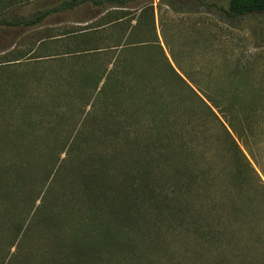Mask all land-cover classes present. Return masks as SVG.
Wrapping results in <instances>:
<instances>
[{
    "label": "trees",
    "instance_id": "trees-1",
    "mask_svg": "<svg viewBox=\"0 0 264 264\" xmlns=\"http://www.w3.org/2000/svg\"><path fill=\"white\" fill-rule=\"evenodd\" d=\"M134 1L0 0V264H264L263 75L182 76ZM209 5L264 40V0Z\"/></svg>",
    "mask_w": 264,
    "mask_h": 264
},
{
    "label": "rangeland",
    "instance_id": "rangeland-1",
    "mask_svg": "<svg viewBox=\"0 0 264 264\" xmlns=\"http://www.w3.org/2000/svg\"><path fill=\"white\" fill-rule=\"evenodd\" d=\"M201 1L206 5L200 6L196 0H137L131 2L126 10L131 12L129 16L134 24L142 20L141 9L144 6H154L155 31L166 54L182 76L186 77L187 73L200 82L225 80L228 79L226 72L247 71L250 65V78L263 75L264 81V40H255L249 27L243 26L240 20L229 18L223 11L210 9L211 3L227 8L228 0ZM171 3L177 9H173ZM34 7L31 4L19 12L28 13ZM101 15L103 13L94 15L83 6L75 11L55 15L49 26L62 27L68 24L76 27ZM15 35V32L0 29V60L4 58V52H8L2 49L12 43ZM148 35L145 40L154 41L155 36ZM16 38L19 39L18 36ZM20 45H13L8 50ZM170 48L181 67L171 56ZM256 150L264 158V143L258 144ZM256 167L261 173L260 168Z\"/></svg>",
    "mask_w": 264,
    "mask_h": 264
}]
</instances>
